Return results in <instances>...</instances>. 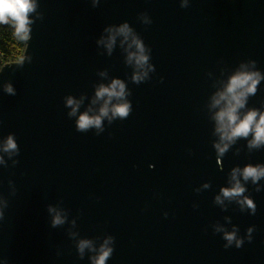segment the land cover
<instances>
[{"label": "water", "instance_id": "95a60500", "mask_svg": "<svg viewBox=\"0 0 264 264\" xmlns=\"http://www.w3.org/2000/svg\"><path fill=\"white\" fill-rule=\"evenodd\" d=\"M34 2L22 59L0 69V264H92L109 237L106 264H264V176L243 175L264 169V142L224 138L217 119L238 73L258 74L240 120L264 114V0ZM123 24L132 34L109 50ZM134 38L143 68L129 61ZM115 80L126 95L108 106L130 102L128 118L109 112L102 131H78ZM10 135L18 151H4ZM237 182L243 193L226 197ZM232 232L242 246L225 247ZM85 239L97 252L81 257Z\"/></svg>", "mask_w": 264, "mask_h": 264}, {"label": "clouds", "instance_id": "9594fccd", "mask_svg": "<svg viewBox=\"0 0 264 264\" xmlns=\"http://www.w3.org/2000/svg\"><path fill=\"white\" fill-rule=\"evenodd\" d=\"M182 6H187V0H185V3ZM35 9L36 4L34 0H0V24H9L11 21L15 28V34L21 39L27 40L30 33L29 25L32 23L29 19V14L34 12ZM108 31H114V34L108 38L107 47L109 50H111L115 43L117 34L123 35L126 40L129 35L132 34V29L128 24H123L118 29H109ZM133 43L136 45L138 51L130 54L129 61L131 62L132 60H135L136 64L143 68L148 64L149 55L145 54V46L140 39L134 38ZM146 76L147 72H144L143 76L138 74L134 79L139 82ZM257 77V73H238L231 79L226 92L220 94V100H228V106L217 115V119L220 122V128L218 131L224 132V138L233 139L239 136L247 137L249 133L254 132V143L258 144L264 142V114H259V120H257L258 113L256 111H250L242 120H240L238 115V109L244 106L246 96L249 93H254L256 91V84L258 83ZM5 91L9 94L15 95V90L11 84L6 86ZM96 95L98 98L107 96L108 101L105 103L104 107L100 109L99 115L93 116L88 112L81 114L77 120L78 131L86 132L91 128H96L102 131L103 119L109 117V112H111L110 120L114 118L127 119L130 115L132 105L126 100L122 103L113 105L111 109L108 106L113 97L117 99L125 97V85L122 81L115 80L110 87L101 86ZM220 100H217L216 103H219ZM67 105L72 108L69 115L75 116L79 108V103L69 97ZM228 129H230V132L227 131ZM217 147L220 152L223 153V151L226 150L227 145H225L224 148H220L219 145H217ZM4 151H18L16 141L12 135L7 138V142L4 145ZM0 162H2V157H0ZM243 175L246 180L249 177L258 180L261 176H264V169L249 166L244 169ZM243 191L244 188L239 182H237L234 188L225 189L224 195L226 197L238 196L241 195ZM246 202L249 207L253 208V210L255 209V205L252 201L247 200ZM49 211L55 213L52 221L53 227L62 225L65 222L66 218L58 212L57 209L50 207ZM2 216L3 212L0 211V217ZM224 238L228 241V244L225 245V247L230 246L234 241L237 247L242 246L243 241L236 239L235 232L225 233ZM112 242V237H109L104 241L98 250V254L92 257V264H106V261L113 253V248L110 247ZM77 247L81 257H83L86 249L97 252V249L91 240H80Z\"/></svg>", "mask_w": 264, "mask_h": 264}, {"label": "trees", "instance_id": "16d2710c", "mask_svg": "<svg viewBox=\"0 0 264 264\" xmlns=\"http://www.w3.org/2000/svg\"><path fill=\"white\" fill-rule=\"evenodd\" d=\"M26 41L15 34L11 21L9 24H0V69L5 63L22 59Z\"/></svg>", "mask_w": 264, "mask_h": 264}]
</instances>
